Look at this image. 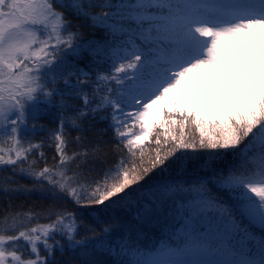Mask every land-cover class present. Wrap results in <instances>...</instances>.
<instances>
[{
	"label": "snow or ice",
	"instance_id": "1",
	"mask_svg": "<svg viewBox=\"0 0 264 264\" xmlns=\"http://www.w3.org/2000/svg\"><path fill=\"white\" fill-rule=\"evenodd\" d=\"M261 45L264 0H0V264H264Z\"/></svg>",
	"mask_w": 264,
	"mask_h": 264
},
{
	"label": "trees",
	"instance_id": "2",
	"mask_svg": "<svg viewBox=\"0 0 264 264\" xmlns=\"http://www.w3.org/2000/svg\"><path fill=\"white\" fill-rule=\"evenodd\" d=\"M87 32V38L91 39V38H96V39H100L103 40L105 39L104 33L102 30H92V29H86ZM257 75H259L260 73H258V71H255ZM40 123L46 124L49 128L51 127H55L56 126V118H55V114L53 112L52 115L50 116H45L41 119ZM97 127H107V124H99L97 125ZM72 135L75 136L77 135L76 131L72 132ZM45 136V133H40L35 139L39 140L41 138H43ZM112 136L111 130L108 131L107 133V138H110ZM45 151L47 152V155L49 157H51L53 155L54 150L52 148H46ZM110 160H112L113 162L115 161V156H110ZM225 161L228 163H232L234 162L232 159V154L229 152L227 154V156L225 157ZM222 167H225L226 164H222ZM178 173H172V172H164V173H160L159 170H157L156 172L153 173V177L154 178H164V177H172V176H178ZM189 175V174H186ZM151 182V180H149V183ZM20 183L23 184H27V185H31L32 181L26 177H20ZM54 198L52 197L51 194L46 193V192H41V191H33L31 193L28 194H19L17 196V198L15 199V204L19 205V204H23L25 209L30 206V205H35L37 208L39 207H47L49 205H51L53 203ZM58 204H63V201H58ZM4 207V202L0 201V208ZM117 215H120L122 217H125L126 214L120 210V209H116L115 210ZM145 232V236L143 238V243L144 244H153V243H157L158 240L162 237V231L158 226L152 225V226H148L144 229ZM59 255V254H58ZM73 258L71 253H66V255L62 258L64 261H67L69 259Z\"/></svg>",
	"mask_w": 264,
	"mask_h": 264
},
{
	"label": "rangeland",
	"instance_id": "3",
	"mask_svg": "<svg viewBox=\"0 0 264 264\" xmlns=\"http://www.w3.org/2000/svg\"><path fill=\"white\" fill-rule=\"evenodd\" d=\"M261 47H264V45H261ZM248 63L254 69V71H258V73H261L262 69H264V62L258 59H252L248 61Z\"/></svg>",
	"mask_w": 264,
	"mask_h": 264
}]
</instances>
